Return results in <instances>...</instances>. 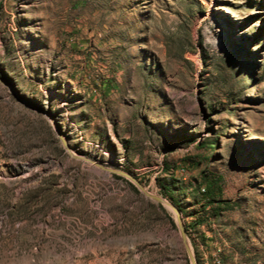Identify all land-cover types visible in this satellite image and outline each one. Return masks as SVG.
Segmentation results:
<instances>
[{
	"label": "rangeland",
	"instance_id": "1",
	"mask_svg": "<svg viewBox=\"0 0 264 264\" xmlns=\"http://www.w3.org/2000/svg\"><path fill=\"white\" fill-rule=\"evenodd\" d=\"M190 255L264 264V0H0V264Z\"/></svg>",
	"mask_w": 264,
	"mask_h": 264
},
{
	"label": "water",
	"instance_id": "2",
	"mask_svg": "<svg viewBox=\"0 0 264 264\" xmlns=\"http://www.w3.org/2000/svg\"><path fill=\"white\" fill-rule=\"evenodd\" d=\"M143 190H144V189H143ZM144 191H145V190H144ZM153 196H154L156 199H161V198L158 197V196H155V195H153ZM178 225H179V229H180L181 235H182V237H183V239H184V229H183V227H182V225H181L179 219H178ZM190 257H191V260H192V262H193V264H194V258H193V256L190 255Z\"/></svg>",
	"mask_w": 264,
	"mask_h": 264
},
{
	"label": "bare ground",
	"instance_id": "3",
	"mask_svg": "<svg viewBox=\"0 0 264 264\" xmlns=\"http://www.w3.org/2000/svg\"><path fill=\"white\" fill-rule=\"evenodd\" d=\"M162 201H163V202H164V204H165V205H167L168 207H171V208H173V207H172V205H173V204L171 205V203H169L167 200H165V199H162Z\"/></svg>",
	"mask_w": 264,
	"mask_h": 264
}]
</instances>
